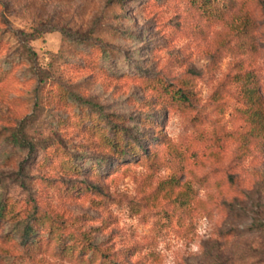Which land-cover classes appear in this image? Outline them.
<instances>
[{
    "label": "rangeland",
    "instance_id": "rangeland-1",
    "mask_svg": "<svg viewBox=\"0 0 264 264\" xmlns=\"http://www.w3.org/2000/svg\"><path fill=\"white\" fill-rule=\"evenodd\" d=\"M206 1L0 0V264H264V0Z\"/></svg>",
    "mask_w": 264,
    "mask_h": 264
},
{
    "label": "trees",
    "instance_id": "trees-1",
    "mask_svg": "<svg viewBox=\"0 0 264 264\" xmlns=\"http://www.w3.org/2000/svg\"><path fill=\"white\" fill-rule=\"evenodd\" d=\"M211 0H207L205 4H208ZM190 92H174L173 99L176 103H182L189 100ZM246 95L249 99L248 101V112L246 113V123L247 129L243 132L242 136L248 137L249 131L253 130L251 135L256 139L261 138V135L257 134L258 131L264 133V109L261 103L260 93L258 86L249 85L246 89ZM3 212H0V215Z\"/></svg>",
    "mask_w": 264,
    "mask_h": 264
},
{
    "label": "clouds",
    "instance_id": "clouds-1",
    "mask_svg": "<svg viewBox=\"0 0 264 264\" xmlns=\"http://www.w3.org/2000/svg\"><path fill=\"white\" fill-rule=\"evenodd\" d=\"M194 248H195V246H194Z\"/></svg>",
    "mask_w": 264,
    "mask_h": 264
}]
</instances>
